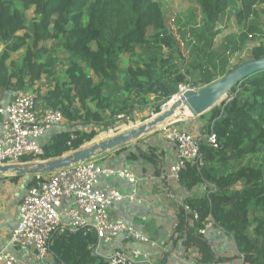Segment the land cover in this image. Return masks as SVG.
Masks as SVG:
<instances>
[{
  "label": "trees",
  "instance_id": "trees-1",
  "mask_svg": "<svg viewBox=\"0 0 264 264\" xmlns=\"http://www.w3.org/2000/svg\"><path fill=\"white\" fill-rule=\"evenodd\" d=\"M195 1L207 21L216 25L231 0ZM33 8L35 18L31 21L28 12ZM21 31L24 33L19 34ZM51 40L59 41L73 61L67 70L69 82L57 81L52 89L47 88L44 97L51 108H60L77 127L57 132L44 145L42 160L76 150L98 134L94 127L104 123L103 112L110 107L104 88L118 79L121 55L133 53L141 45L168 49L177 45L158 0H0V44L4 45L0 51V93H24L44 75L48 81L51 71L46 62L48 46L44 43ZM24 47L20 59L11 60L12 54ZM250 53V60L264 57V44L253 46ZM81 62L92 69L97 82L84 74ZM166 65L168 61L163 64ZM139 78L149 80L150 92L162 99V103L169 102L175 94L166 84L152 81L151 63L130 67L125 87L136 86ZM12 81L17 83L14 91L10 88ZM74 86L84 110L78 117L70 111ZM228 94L229 99L200 116L202 125L197 138L203 165L189 164L180 172L179 183L189 190L206 184L208 192L186 198L175 229L185 246L198 248L201 261L208 263L215 254L200 229L211 220L232 234L245 264H264V69L246 77ZM88 101L96 102L98 110L88 107ZM160 111L158 104L152 114ZM92 124L90 131L79 128ZM211 134L216 135L217 146L209 143ZM140 153L161 174L163 157L157 148L147 147ZM36 160L34 156H27L22 162ZM229 163L239 167L221 173L219 166ZM21 177L12 176V179ZM31 177L33 182L35 176ZM237 184L241 186L236 188ZM184 205L198 213V220L192 221V214ZM96 243L92 230L81 229L55 238L51 252L63 264H109L94 254Z\"/></svg>",
  "mask_w": 264,
  "mask_h": 264
},
{
  "label": "built area",
  "instance_id": "built-area-1",
  "mask_svg": "<svg viewBox=\"0 0 264 264\" xmlns=\"http://www.w3.org/2000/svg\"><path fill=\"white\" fill-rule=\"evenodd\" d=\"M47 85L44 75L35 82L32 91L19 93L6 105H0V114L3 115L0 165L22 163L27 156L41 159L44 155L41 138L64 120L60 108H48L42 114L38 112V96ZM187 90L181 88L179 96ZM162 131L165 139L176 145L177 154L171 172L177 181L180 172L189 164L203 165L197 137L178 127L176 122L169 123ZM208 141L217 146L215 134L208 136ZM34 176L20 204L17 225L10 235L12 250H0V264H51V244L55 238L65 232L81 229H90L96 235V253L102 241L111 242L120 236L148 247L155 245L152 239L133 225L113 222L109 217V207L121 201L125 195L116 188H102L99 182L103 176L128 180L133 184L128 197L133 200L138 178L130 169L102 165L98 158H93L52 173ZM69 198L74 204L60 211L63 202ZM184 208L192 214V221L198 220L196 211L186 205ZM210 226L211 222L205 223L200 229L201 234H205ZM14 250H27L31 254L26 261H22ZM143 255L139 249L126 248L104 258L109 264H136L137 257Z\"/></svg>",
  "mask_w": 264,
  "mask_h": 264
},
{
  "label": "rangeland",
  "instance_id": "rangeland-1",
  "mask_svg": "<svg viewBox=\"0 0 264 264\" xmlns=\"http://www.w3.org/2000/svg\"><path fill=\"white\" fill-rule=\"evenodd\" d=\"M158 1L163 6L170 32L175 36L177 45L173 49L164 46L141 45L136 46L133 53L121 55L118 79L109 82L104 88L105 97L110 102L109 109L103 112L104 123L97 127H94L93 124L79 126V128L88 131L93 127L98 130V134L80 148L89 147L150 121L154 117L152 111L158 104H160L161 111L168 108L170 102L162 103V99L150 92V82L147 78H139L134 87H125L130 67H145L146 63H151L152 81L166 84L175 91L172 98H178L181 88L199 89L197 86L213 79H219L236 64L249 61L253 46L264 44V0H231L228 10L216 25L207 21L195 0ZM28 16L31 21L34 20V8L28 12ZM23 33L24 31H21L19 34ZM44 44L48 46L46 62L51 71L47 88L50 86L52 89L57 81L68 83L67 70L73 61L70 54L57 40H51ZM25 49L26 47L13 53L11 60L17 62ZM0 50H3L1 46ZM167 61L168 65L163 66ZM80 64L84 74L91 76L97 82L98 79L92 69L82 62ZM47 88L44 92L42 91L43 93L41 92L42 95L39 98L43 109L51 108L48 100L44 97ZM65 89H69V86H66ZM29 91H31V87L26 90V92ZM78 93L74 86L70 111L75 117L84 112L77 97ZM229 98L230 94L224 96L218 105ZM64 103L68 104L67 101ZM87 105L94 111L98 110L96 102L88 101ZM147 116L150 117L144 120ZM178 116L167 121L166 124L157 126L154 131L152 130L141 138L163 132L162 130L169 123L176 122L177 124L188 118H194L193 121L201 120L200 117H188L182 112H179ZM62 122L71 125V127H77L65 115ZM197 131L200 134V127H197ZM140 139L136 142H139ZM262 159L264 161V153ZM41 160L37 159L36 161ZM238 167L239 164L236 163L221 164L219 171L224 173L228 169ZM240 186L237 184L235 187Z\"/></svg>",
  "mask_w": 264,
  "mask_h": 264
},
{
  "label": "crops",
  "instance_id": "crops-1",
  "mask_svg": "<svg viewBox=\"0 0 264 264\" xmlns=\"http://www.w3.org/2000/svg\"><path fill=\"white\" fill-rule=\"evenodd\" d=\"M0 46L2 49L4 48L3 44ZM15 82L12 81L10 85L13 91L17 87ZM16 93H0V105L9 103L14 99ZM41 95L38 96L39 114L46 110L40 105L39 98ZM192 119L194 118L181 120L176 125L197 137L199 136L197 127H201L202 120L193 121ZM2 122L3 115L0 114V134L3 132ZM60 130H73V126L71 127L64 122L56 124L41 138L40 141L43 146ZM147 147H155L158 153L162 154L161 174L157 173L156 167L151 162L142 158L140 150L144 151ZM176 154V145L166 140L163 132H158L147 138H141L139 142H133V144L97 157L100 164L116 168H128L138 178L136 193L133 200H130L128 194H130L133 184L118 177H102L99 182L100 187L116 188L125 195V198L109 207L110 219L113 222H125L133 225L152 239L155 245L148 247L120 236L111 242L102 241L98 252L93 251L94 254L104 258L117 250L135 248L144 254L137 257L136 264H245L232 234H228L211 220L209 221L211 226L207 228L203 236L208 240L215 254L213 261L202 262L198 248L185 246L183 238L175 229L180 208L186 198L194 195L203 196L208 192V189L206 184H202L193 190H189L173 177L171 166L175 161ZM12 176L14 175L0 174V250L7 249L10 251L12 250L9 242L10 235L19 220L20 204L32 182L31 176H22L18 179H12ZM73 204L72 199H66L61 205L60 211ZM63 221L66 219L63 218ZM14 251L19 253L22 261H26L31 254L27 250ZM50 260L51 264H63L56 259L52 252Z\"/></svg>",
  "mask_w": 264,
  "mask_h": 264
},
{
  "label": "water",
  "instance_id": "water-1",
  "mask_svg": "<svg viewBox=\"0 0 264 264\" xmlns=\"http://www.w3.org/2000/svg\"><path fill=\"white\" fill-rule=\"evenodd\" d=\"M263 69L264 57L246 61L212 83L199 89H188L178 98H172L166 110L153 114L154 117L150 121L135 129L119 133L89 147L78 148L59 157L41 161L0 165V174L14 176L44 175L89 159L97 158L109 151L138 141L143 135L148 134L157 126L176 118L178 116L177 112H182L188 117L203 115L217 106L234 86L240 84L246 77Z\"/></svg>",
  "mask_w": 264,
  "mask_h": 264
},
{
  "label": "bare ground",
  "instance_id": "bare-ground-1",
  "mask_svg": "<svg viewBox=\"0 0 264 264\" xmlns=\"http://www.w3.org/2000/svg\"><path fill=\"white\" fill-rule=\"evenodd\" d=\"M169 105H170V103H169ZM177 114H179V112H177ZM165 124H166V123H165ZM159 126H160V125H159ZM154 130H155V129H154ZM154 130H153V131H154ZM104 137H105V136H104Z\"/></svg>",
  "mask_w": 264,
  "mask_h": 264
}]
</instances>
